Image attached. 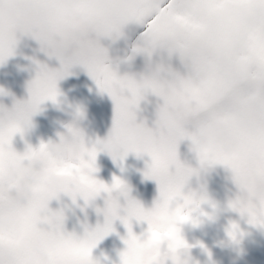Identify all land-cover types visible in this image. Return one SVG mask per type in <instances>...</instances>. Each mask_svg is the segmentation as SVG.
<instances>
[{
  "label": "clouds",
  "instance_id": "clouds-1",
  "mask_svg": "<svg viewBox=\"0 0 264 264\" xmlns=\"http://www.w3.org/2000/svg\"><path fill=\"white\" fill-rule=\"evenodd\" d=\"M86 3L87 0H53L54 6L65 10L64 14L48 21H35V31L42 32L45 27L52 35L79 31L82 26L80 12ZM227 6L229 11L199 23L196 34L184 31L182 25L186 21L183 17L177 16L170 21L172 34L167 37L168 42L187 44L193 57L182 73L177 71L173 77L155 82L158 91L154 94L161 98V103L156 108L153 126H147L143 119L137 123L163 135L164 118L179 117L181 138L190 140L199 161L227 165L239 189L233 200L249 204L248 197L258 194V211L264 216V144L248 141L247 131L233 105L213 108L199 116L204 108L193 103L189 93L191 88L211 89L209 66L235 68L249 62L254 50L255 55L264 56L260 34L244 18L245 0H229ZM233 25L239 26L228 31L227 44L221 46L218 42L221 29H231ZM108 87L115 93L116 85L108 81ZM29 123L30 118L22 121L12 108L0 105V264H81L85 259L81 254L84 233L67 230L63 211L49 208V200L39 201L38 197L53 188L61 191L88 189L96 179L93 175L95 159L90 162L89 155L97 144H85L79 126L69 121L65 131L58 134V140L40 142L30 156L15 160L3 146V132L8 126L25 127ZM122 136L141 142L133 131L123 126L117 128V143ZM153 162L159 171L169 173L170 162L163 154H158ZM17 165L20 167L13 175ZM245 175L252 178L247 185ZM182 187L183 184L176 186L171 181H162L153 204L142 206L146 228L142 233L130 231L123 236V247L114 264H159L162 257L173 258L174 264H185L180 251L186 249L188 243L180 224L195 222L193 213L207 197L203 192H183ZM242 188H246L247 194ZM110 195L116 200L112 193ZM180 215L187 219L179 220ZM232 240H238V236ZM91 249L87 259L92 264H100L91 256Z\"/></svg>",
  "mask_w": 264,
  "mask_h": 264
},
{
  "label": "snow or ice",
  "instance_id": "snow-or-ice-1",
  "mask_svg": "<svg viewBox=\"0 0 264 264\" xmlns=\"http://www.w3.org/2000/svg\"><path fill=\"white\" fill-rule=\"evenodd\" d=\"M228 3L229 0H87L86 7L80 12L81 29L75 33L65 31L52 35L47 27L42 32H36L34 22L48 21L54 16L64 14L65 10L54 6L53 0H0V61L12 53L17 31L32 34L46 52L60 59V65L57 68L39 64L36 75L27 85L28 99L15 102L12 111L22 121H26L43 100L56 99L57 80L68 74L72 64L79 63L94 79L98 88L107 91L114 101L112 127L106 138L97 140L96 144L99 148L90 153L89 161L95 159L100 149L108 151L114 160L117 157L123 160L130 150L136 153L146 152L151 160L144 170V175L156 179L159 189L162 181H171L176 186L183 184L194 170L177 159V142L183 136V131L177 123L179 117H165L164 134L161 135L155 129L150 130L138 124L135 119V109L138 100L146 91L151 90L152 93H157L156 81L171 78L177 71L182 73L192 60L193 53L187 44L174 45L168 42L167 37L172 34L170 21L181 16L186 21L182 25L184 31L188 34H196L198 31L196 26L206 18L218 17L229 11ZM245 5L244 18L258 31L261 42L264 43V0H245ZM128 20L142 22L145 26L142 41L138 46L141 50L151 53L155 49L163 50L165 53V57L158 60L149 68L147 74L139 79L127 74L118 75L114 67L110 66L106 49L100 43L102 36L118 34L120 26ZM238 26L221 29L218 41L221 46L227 44L228 31ZM173 56L176 60L175 64L171 63ZM207 71L212 81L211 89L206 91L197 88L189 89L193 103L204 108V111L198 115L203 116L208 110L231 104L237 110L247 131L248 141L256 145L264 144V56L255 55L254 50L249 62L235 68L224 69L212 65ZM108 81L116 85L115 93L108 87ZM121 126L133 131L141 142L122 136L117 143L116 131ZM23 127L11 125L3 132V146L15 160L30 156L33 151V147L28 146L24 152L17 155L18 152L13 150L10 144L13 134L22 131ZM158 154H163L169 160V173H162L154 164L153 161ZM23 162L27 163V160ZM19 167L17 165L13 169V175ZM251 181L252 178L245 175V185ZM60 191L59 188L50 189L42 193L38 200H49ZM63 191L71 195L73 199L76 194H79L85 202L101 192L109 194L103 208V224H97L91 229L86 227L84 230L85 241L81 247V254L85 259L81 264H92L87 259L89 250L106 233L114 230L112 225L114 218L119 216L127 232L132 231L130 224L132 217L137 220L144 218L142 205L135 199H128L123 208L112 199L110 194L113 192L127 196V185L118 176L113 175L110 184L96 178L86 190L64 189ZM242 191L247 194L246 188H242ZM257 195L252 194L248 197L251 201L249 204L240 200H231L229 206L242 214L246 213L250 223L264 225V216H261L258 211ZM252 205H256V208ZM177 218L181 221L187 219L183 215ZM237 232H239L238 226L234 222L230 223L227 228L228 237L235 239ZM201 246L203 247L202 244ZM185 247L188 248L190 245L185 244ZM165 258L162 257L159 264H164ZM171 260L174 264V259L171 258Z\"/></svg>",
  "mask_w": 264,
  "mask_h": 264
},
{
  "label": "rangeland",
  "instance_id": "rangeland-1",
  "mask_svg": "<svg viewBox=\"0 0 264 264\" xmlns=\"http://www.w3.org/2000/svg\"><path fill=\"white\" fill-rule=\"evenodd\" d=\"M136 29L137 26L134 24L131 23L128 26L124 22L118 34L102 36L100 43L106 49L110 66L114 67L118 75L127 74L139 79L142 75H146L149 68L154 66L158 60L164 58L165 53L159 50L156 54L145 57L131 54L132 35ZM16 34L19 35V31ZM171 63H176L174 56L171 58ZM39 64L57 68L60 65V59L46 52L33 35H29V43L23 48L21 39H16L12 53L0 61V89H2L0 105L12 108L15 102L28 99L27 85L36 75ZM56 87V99L70 101L71 108L67 112L52 115L45 112L46 101L51 99L43 100L38 109L31 114L30 123L11 137L10 144L16 152L22 153L28 146L35 148L41 141L58 140V134L65 131L66 123L73 121L75 113L82 112L83 107H87V110L82 113V120L77 125L82 132L84 143H96L97 140H103L108 136L113 124L114 101L107 91L98 88L83 65L72 64L68 74L57 80ZM97 92L98 98L96 99L94 96ZM159 103H161L160 97L151 91H146L137 102L136 121L140 122L143 119L147 126H153ZM190 143L187 137L181 138L177 142L176 151L177 159L193 168L192 164L199 159ZM97 148H99L98 144ZM190 151L194 157H189ZM150 160L148 153H136L131 150L127 152L123 160L119 157L114 160L108 151L100 149L95 156L96 170L93 175L102 181L108 180L105 182L108 184L111 183L113 175L120 177L123 181L131 180L134 183L135 189L132 196L118 202L122 208L130 198L135 199L144 207H150L159 192L156 179L144 175V170ZM217 163L223 167L225 177L221 195L210 196L204 183L194 171L184 181L183 192H203L207 198L200 201L199 207L193 213L196 217L195 222L185 221L180 224L181 233L186 242L201 243L211 239L220 240L225 245L238 248L250 264H264V225L250 223L246 213L242 214L229 206V201L235 198L234 194L238 193L239 189L227 165ZM131 181L125 183L127 188L133 185ZM65 194L67 195L64 191L58 192L49 199L48 206L51 209L57 208L63 211L65 214L64 227L67 230L83 234L86 227L91 229L97 224H103V208L109 194L101 192L87 202L77 194L83 200L85 208L84 212L74 214L65 211L67 207L62 201ZM112 195L118 201L123 194L113 192ZM95 214H99V222L90 223ZM233 222L239 228L238 240H232L227 235V228ZM130 224L131 230L135 233H142L147 226L144 220H137L135 217L130 219ZM112 225L114 230L98 240L90 254L93 259L114 264L118 260L119 249L123 247L122 238L126 235L127 229L119 216L112 220Z\"/></svg>",
  "mask_w": 264,
  "mask_h": 264
},
{
  "label": "water",
  "instance_id": "water-1",
  "mask_svg": "<svg viewBox=\"0 0 264 264\" xmlns=\"http://www.w3.org/2000/svg\"><path fill=\"white\" fill-rule=\"evenodd\" d=\"M46 107L52 113H60L62 110L68 109L70 105L68 102L53 101ZM197 169L212 190L219 189L222 175L218 166L201 164L197 166ZM70 198L73 207L79 208L81 206L77 196L75 199L72 196ZM180 257L185 260V264H248L237 250L216 243H204L203 247L190 245V247L180 251ZM164 264H173V262L171 258L166 257Z\"/></svg>",
  "mask_w": 264,
  "mask_h": 264
}]
</instances>
